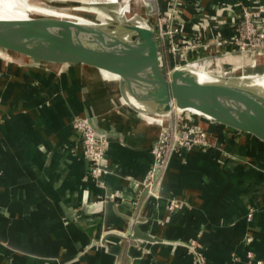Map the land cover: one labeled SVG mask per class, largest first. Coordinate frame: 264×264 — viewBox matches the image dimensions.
<instances>
[{
	"label": "crops",
	"instance_id": "0c3cea01",
	"mask_svg": "<svg viewBox=\"0 0 264 264\" xmlns=\"http://www.w3.org/2000/svg\"><path fill=\"white\" fill-rule=\"evenodd\" d=\"M182 2L188 33L208 15L225 35L240 3L264 6ZM170 4L154 0L152 12ZM249 61L235 54L215 64L249 73ZM105 90L83 67L44 69L0 57V264H245L248 251L264 264V143L201 117L211 145L171 154L148 196L137 182L162 127L118 106ZM86 114L109 133L108 172L99 182L72 127ZM135 227L157 240L130 238ZM191 241L202 262L189 252Z\"/></svg>",
	"mask_w": 264,
	"mask_h": 264
},
{
	"label": "water",
	"instance_id": "95a60500",
	"mask_svg": "<svg viewBox=\"0 0 264 264\" xmlns=\"http://www.w3.org/2000/svg\"><path fill=\"white\" fill-rule=\"evenodd\" d=\"M129 6L131 14L126 11ZM136 7L137 0H126L117 14L111 13L108 20L88 18L92 23L43 13L24 20L0 19V57L44 69L83 67L99 75L118 105L131 98L134 107L122 106L137 115L169 116L174 107L196 109L199 113L195 115L264 143V86L253 82L264 77V72L226 75L205 71L210 78L204 82L185 67L166 75L152 24L149 18V23L142 20L145 9L139 12ZM103 71L117 79H105ZM83 117L98 135L109 136L92 117ZM130 238L157 240L136 227Z\"/></svg>",
	"mask_w": 264,
	"mask_h": 264
},
{
	"label": "built area",
	"instance_id": "2783aa9c",
	"mask_svg": "<svg viewBox=\"0 0 264 264\" xmlns=\"http://www.w3.org/2000/svg\"><path fill=\"white\" fill-rule=\"evenodd\" d=\"M183 4L182 0H171L165 11L151 12L149 18L161 49L160 65L164 72L167 71L166 75L174 68L181 67L213 72L217 69L215 63L219 58L235 54L264 58V6L240 3L237 15L230 18V33L225 35L217 31V24H211L212 17L208 15L199 16L192 23L191 33H188L181 16ZM220 23H224V20H220ZM163 55L166 57L163 58ZM199 118V115L193 113L174 117L170 115L168 125L160 130L150 148L151 164L137 182L145 195L155 196L158 173L167 166L171 154L194 146L211 145L208 132L198 121ZM72 127L80 134L82 155L89 162L91 179L94 182L101 181L102 176L108 172L105 163L107 138L98 135L83 116L74 118ZM177 206L174 201H170V209H176ZM251 216L249 211L247 218ZM245 240L249 243L251 236ZM199 248L195 241L188 243L189 252L202 262ZM245 264H261V261L248 251Z\"/></svg>",
	"mask_w": 264,
	"mask_h": 264
},
{
	"label": "rangeland",
	"instance_id": "374dc122",
	"mask_svg": "<svg viewBox=\"0 0 264 264\" xmlns=\"http://www.w3.org/2000/svg\"><path fill=\"white\" fill-rule=\"evenodd\" d=\"M17 1L18 2L21 1L27 5H35L36 4V5H41L44 8L48 7V8L58 9V10H66L65 13H68V14H74V12H77L78 14H74V15L83 16V17L87 16L91 20H97V19L108 20L111 17V13L117 14L119 12V9L123 5V3H120V2H119V4H112L108 0H17ZM153 1L154 0H151V1L141 0L138 2V8L141 4L142 11L145 9V11L143 13L144 18H142L143 22H145V23H149L148 18H150V14L153 10L151 8L152 7L151 4ZM68 11H72V13L68 12ZM159 52H161L160 48H159ZM164 57H166V56L163 55V58ZM248 58L250 60L249 61V63H250L249 70L251 69L252 71H247V72H249V73L251 72L250 74L258 73V72L259 73L264 72V70H263L264 69V62H261L260 60L256 59L255 57H248ZM221 66H223L222 67L223 69L221 68ZM221 66L217 67V70L219 69L218 71L217 70H214V71L217 73H220V74L223 73L226 75L237 74V73L232 74L231 72H228V71H230V68H228L227 65L223 64ZM259 68H260V70H259ZM224 70H226L227 72H223ZM238 70H240V69L238 68ZM165 72H167V71H165ZM238 72L240 74H243V73L245 74L244 70H242L241 72L240 71H238ZM112 76H114V75H112ZM121 104L123 105L124 102H122ZM117 113H119V112L116 111L115 114H117ZM178 114L179 115H190V112L187 110L179 111L174 107L172 109L171 114H170L171 117H174L175 115H178ZM161 127L163 128V126H161Z\"/></svg>",
	"mask_w": 264,
	"mask_h": 264
},
{
	"label": "bare ground",
	"instance_id": "6f19581e",
	"mask_svg": "<svg viewBox=\"0 0 264 264\" xmlns=\"http://www.w3.org/2000/svg\"><path fill=\"white\" fill-rule=\"evenodd\" d=\"M108 1L111 3H118V2L125 3L126 0H108ZM139 1H141V0H137V3ZM35 5H27L21 1L18 2L17 0H0V19L8 20V21L24 20V19H30V18H32V16H34V15L36 16L38 13H43L45 15H49V16H53V17H57V18L70 19L72 21H77L79 23H92V21H90L88 19L89 17H87V16L83 17V16L74 15V14H78L77 12H74V14H68V13H65L66 10H58V9H53V8H48V7L44 8L41 5H36V6ZM126 11L128 14H131L132 8H130V6H129ZM136 11L142 12L141 4H140L139 8L136 9ZM68 12L72 13V11H68ZM259 70H260V68H259ZM193 72L198 77L199 81H201V82L207 81L210 78L208 76V74L203 70H194ZM213 73H215V71H213ZM231 73L232 74L233 73L238 74L239 72L237 70H235V71H232ZM103 74H104L103 76H105L106 78H110V77L113 78L114 77L111 74H109L108 72H103ZM113 79H117V77L115 76ZM253 80H254L253 82H255L256 84L258 83V84H261L264 86V77H258V78L253 79ZM124 104L125 105L129 104L132 107H134L136 105L135 102L131 98H128V101L127 102L125 101ZM186 110L189 111L190 113H193V114L199 113L196 109H186ZM144 117H146V119H148L149 122L158 123L160 126L164 127L165 121H166V119H168L169 116H167V115H164V116L145 115Z\"/></svg>",
	"mask_w": 264,
	"mask_h": 264
}]
</instances>
